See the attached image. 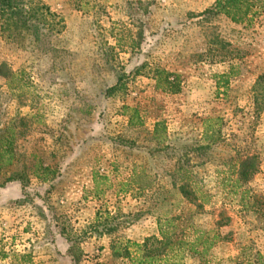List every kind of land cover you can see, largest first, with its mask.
I'll list each match as a JSON object with an SVG mask.
<instances>
[{"label": "rangeland", "instance_id": "374dc122", "mask_svg": "<svg viewBox=\"0 0 264 264\" xmlns=\"http://www.w3.org/2000/svg\"><path fill=\"white\" fill-rule=\"evenodd\" d=\"M22 1L35 26L0 19V152L14 141L0 264H264V14L248 26L201 17L216 0ZM158 71L182 92L157 89Z\"/></svg>", "mask_w": 264, "mask_h": 264}, {"label": "trees", "instance_id": "16d2710c", "mask_svg": "<svg viewBox=\"0 0 264 264\" xmlns=\"http://www.w3.org/2000/svg\"><path fill=\"white\" fill-rule=\"evenodd\" d=\"M22 0H0V19L3 22V26H6V29L11 25L20 24L23 27L29 28L35 26L32 22V16L29 11H27L22 4ZM264 0H216L214 6L211 9L205 11L201 17L210 18L213 16H224L229 19L234 24H246L251 26L254 23V20L264 14ZM37 27V26H36ZM234 66H231L230 71L227 75H223L220 77V82H218V87L221 89L222 87L227 88L229 84V77L234 75ZM15 74L10 73L8 75L7 80H11ZM157 89L162 90L164 93L177 95L182 92V87L179 81V77L175 76L166 71H158L157 72ZM174 78L171 80V78ZM223 82V85H222ZM253 103H254V114L256 117H260V115L264 112V74L260 75L257 82L253 87ZM162 124H156V129L159 128ZM6 149L0 152V169L6 166H11L13 164V148L14 141L13 139H8L4 144ZM2 145H0L1 151ZM4 154V155H3ZM8 157L6 162L4 161V157ZM40 169L43 171V175H39L35 172V176L39 180L47 181V175L51 172L50 168H45L40 166ZM236 173L238 175L235 183L238 187H243L245 184L249 183L251 179L258 172V156H247L243 159H240L238 165L235 167ZM185 171V168L180 167L177 170V173H182ZM14 180L13 177L8 179V182ZM180 194L188 200L190 203L197 204L198 208H203L205 198L202 195L199 197L197 191L192 190L190 188L189 183H185L179 187ZM249 191H244L242 195V200H246V194ZM174 220L166 221V227L170 223L172 224ZM170 224V225H171ZM160 233L163 237V240H166L167 243L173 242V237L169 234H166V231L163 229L160 224ZM157 240V239H156ZM162 240V241H163ZM200 237H196L195 243L200 241ZM195 243L191 244L192 251L195 254L198 252L195 250ZM182 241H179L176 245H182ZM212 244V243H211ZM137 248H141L140 245H134ZM77 262V259H74Z\"/></svg>", "mask_w": 264, "mask_h": 264}]
</instances>
